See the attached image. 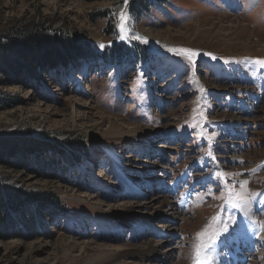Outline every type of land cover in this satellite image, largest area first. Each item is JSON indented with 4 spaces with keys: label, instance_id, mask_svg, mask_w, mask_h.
Instances as JSON below:
<instances>
[{
    "label": "rangeland",
    "instance_id": "1",
    "mask_svg": "<svg viewBox=\"0 0 264 264\" xmlns=\"http://www.w3.org/2000/svg\"><path fill=\"white\" fill-rule=\"evenodd\" d=\"M129 11L121 0H0V34L41 24L102 58L36 70V89L26 75L0 72V135L28 134L63 151L0 165V179L23 198L50 194L61 206H49L36 236L16 226L0 236V264H192L197 233L211 226L206 243L224 224L209 255L232 235L256 236L263 242L241 264H264V0H161ZM170 48L197 53L195 63ZM99 117L121 119L123 135L101 138ZM78 138L86 149H75ZM243 181L254 194L247 215L261 226L221 198L225 185L239 190ZM163 196L183 213L173 232L155 227L164 215L150 220L158 232L122 220L129 206L151 213ZM145 239L159 256L130 251Z\"/></svg>",
    "mask_w": 264,
    "mask_h": 264
},
{
    "label": "trees",
    "instance_id": "2",
    "mask_svg": "<svg viewBox=\"0 0 264 264\" xmlns=\"http://www.w3.org/2000/svg\"><path fill=\"white\" fill-rule=\"evenodd\" d=\"M121 1L124 3V0ZM160 1L128 0L127 7L130 10L129 12L134 15L135 12L143 14L148 11L149 7L158 5ZM80 47L68 36L59 32L56 36H50L49 32L41 24L15 25L0 34V72L4 75L12 76H16L18 73L26 75L25 81L29 82L30 85L34 83V88L36 89L38 88L39 75L37 73L33 74L34 71L43 69L49 74L57 66L64 68V66L71 65L72 69L81 66L83 61L89 62L91 58L100 57L92 55V53L89 54ZM131 49V52H133L136 48ZM119 53H122V51L117 54ZM113 54L114 52L110 51L108 56L111 57ZM104 56L106 55L104 54ZM100 59L102 61L101 57ZM18 60H22V62L19 63ZM28 69L30 70L29 72L27 71ZM65 70L62 69V71ZM67 73L64 72L63 74ZM16 136L4 137L0 135V165L6 166V168L15 169L18 168L20 163L25 164V159L22 156H26L31 151L37 152L40 156L44 155L48 150H56V153H63L48 140H34L28 134H17ZM76 140L75 144L78 145H76L75 149L77 151L87 148L84 140H79V138ZM24 168L27 169L28 166ZM61 170L63 171L62 168L59 171L61 172ZM4 184V181L0 179V236L8 234V230L15 226L19 227L20 231L36 236L40 229V224H43L42 221L39 223L38 221L50 216V208L61 209L56 199L51 201L50 194L41 195L34 193L31 198L26 199L19 192L11 189L8 184ZM25 202H34V207H24ZM44 203H48V206ZM31 207L33 209L30 211ZM47 207L48 210L45 211L44 208ZM14 212L20 213V216L16 218L13 215Z\"/></svg>",
    "mask_w": 264,
    "mask_h": 264
},
{
    "label": "snow or ice",
    "instance_id": "3",
    "mask_svg": "<svg viewBox=\"0 0 264 264\" xmlns=\"http://www.w3.org/2000/svg\"><path fill=\"white\" fill-rule=\"evenodd\" d=\"M124 5L127 7L128 0H124ZM120 30L123 33L124 32V26L127 20L126 13L122 10L120 13ZM121 39L125 38L124 35L120 37ZM135 39L140 40L144 43H146V39L143 37H135ZM101 48L104 47V45H100ZM171 52L176 53L177 55H182L192 63H195L194 57L197 55V53L192 52L189 49H183V48H177L168 49ZM205 55H209L205 53ZM215 59V57H213ZM257 63L264 64V61H257ZM221 178L224 177V174H219ZM248 181H243L240 184L239 190L235 188V186L229 188L227 185H225L224 192L222 193L221 198L226 199L228 203L231 204V206L239 211H241L243 214L247 216L249 205L251 204L252 200L254 199V194L251 193L248 188ZM215 219V218H213ZM252 223H255V221H251ZM211 227L206 226V229L202 230L201 232L197 233L195 237L196 243L193 245L192 250V264H210V261L212 259V256L209 255V250L214 247L216 242L219 240V238L228 231V225L224 224L223 231H217L213 233L212 235L208 236V241L202 242V237L207 235V228ZM264 230V229H262Z\"/></svg>",
    "mask_w": 264,
    "mask_h": 264
},
{
    "label": "bare ground",
    "instance_id": "4",
    "mask_svg": "<svg viewBox=\"0 0 264 264\" xmlns=\"http://www.w3.org/2000/svg\"><path fill=\"white\" fill-rule=\"evenodd\" d=\"M102 124H106V127L103 130L104 132H102V133H105V134H99L101 138H104V137L105 138H112L113 136H119V134L123 135V133H124L122 125L125 126V123L121 122V119H119L118 117H114V118L112 117V118H110L108 120L105 119V121L102 119V117H99L92 123V125H95L96 127L93 128V126H92V128L94 130H96ZM84 125H85V127H87V126L91 127V126H89L87 124H84ZM86 132L88 134V132H90V128L89 129L87 128ZM110 156L111 157L114 156L112 151H110ZM159 179L160 178H158V180ZM163 198L164 199L162 201V204L159 206V208L155 207L152 210L151 213H147V214H141V213H139V211H134L132 209V207L129 206L128 209L126 210L127 213L129 212V216L128 217H123L122 220H125V221H127L128 223H130L132 225L139 226L140 228L143 229V232H146L148 227H151L152 229H155L156 232L160 231L159 228L166 229V231H162L161 230L160 232H164V233L165 232H173V231H171L172 225H173V224H171L173 222L172 220L179 219L183 213H181L180 211L175 210V208H173V206H172L171 201L168 200L165 196H163ZM145 204H146V202H145ZM165 208H167L170 212L165 211L164 210ZM178 209H180V208L178 207ZM162 215H164L166 219H165L164 222H159L158 224L156 223L155 227H159L158 229H156L154 227V224L152 225L150 220L153 217H157V216L161 217ZM142 220H144V221H142ZM153 244L154 243H151L150 241L145 239L143 241V245L142 246H139L138 248L134 247V249H132L130 251H132L133 254L144 252L146 254L157 255L158 253H160L159 249L157 248L159 245H157V244L153 245ZM157 256H159V255H157ZM119 257L120 256L117 255V258H119ZM234 259H236V258L233 256L232 260H234ZM230 262H232V261L230 260L229 263ZM219 263L220 264H229L224 258H223V261H221V262L219 261Z\"/></svg>",
    "mask_w": 264,
    "mask_h": 264
}]
</instances>
